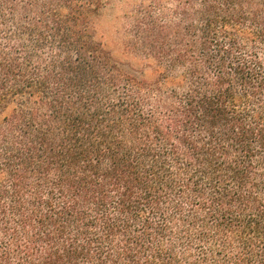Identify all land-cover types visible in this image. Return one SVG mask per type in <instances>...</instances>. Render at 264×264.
<instances>
[{"label": "trees", "instance_id": "obj_1", "mask_svg": "<svg viewBox=\"0 0 264 264\" xmlns=\"http://www.w3.org/2000/svg\"><path fill=\"white\" fill-rule=\"evenodd\" d=\"M154 1L148 81L107 0H0V264H264V0Z\"/></svg>", "mask_w": 264, "mask_h": 264}, {"label": "rangeland", "instance_id": "obj_2", "mask_svg": "<svg viewBox=\"0 0 264 264\" xmlns=\"http://www.w3.org/2000/svg\"><path fill=\"white\" fill-rule=\"evenodd\" d=\"M171 7L154 0H107L98 18L97 35L126 73L148 81L156 78L157 39L152 24L160 27L172 19Z\"/></svg>", "mask_w": 264, "mask_h": 264}]
</instances>
